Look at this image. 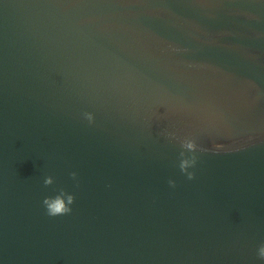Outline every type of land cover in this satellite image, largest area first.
<instances>
[{"label": "water", "instance_id": "water-1", "mask_svg": "<svg viewBox=\"0 0 264 264\" xmlns=\"http://www.w3.org/2000/svg\"><path fill=\"white\" fill-rule=\"evenodd\" d=\"M262 243L264 0H0V264H264Z\"/></svg>", "mask_w": 264, "mask_h": 264}, {"label": "clouds", "instance_id": "clouds-1", "mask_svg": "<svg viewBox=\"0 0 264 264\" xmlns=\"http://www.w3.org/2000/svg\"><path fill=\"white\" fill-rule=\"evenodd\" d=\"M85 119L91 124L94 122V117L90 113H85ZM171 139H176L172 134H169ZM181 148L186 150L188 153H192L191 156H187L185 151L180 153V163L179 169L182 174L186 175L188 180L195 179V173L189 171L190 168H195L197 164V151H206L204 148H198L196 140L194 138H184L180 140ZM71 178L76 180L77 174L75 172L71 173ZM54 184V180L51 176H48L44 180V186L50 187ZM168 184L170 187L175 188V181L169 180ZM78 186V185H77ZM43 206L46 210V214L49 217H58L68 215L72 212V205L75 203V196L66 192L63 189H59L57 193L53 196H48L43 200ZM258 258L264 261V243H262L257 250Z\"/></svg>", "mask_w": 264, "mask_h": 264}]
</instances>
